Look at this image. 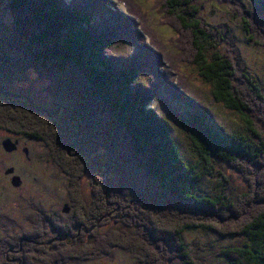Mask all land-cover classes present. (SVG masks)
<instances>
[{
	"label": "trees",
	"instance_id": "obj_1",
	"mask_svg": "<svg viewBox=\"0 0 264 264\" xmlns=\"http://www.w3.org/2000/svg\"><path fill=\"white\" fill-rule=\"evenodd\" d=\"M195 1L163 0L165 24L177 36L176 57L201 69L212 101L239 114L247 133L216 129L205 108L194 104L197 111L181 118L198 156L191 163L154 107L155 91L140 80L148 63L122 61L115 54L131 41L129 32L95 21L101 0H6L13 26L0 28V90L14 93L10 83L33 70L49 82L52 101L38 105L25 94L31 107L0 95V124L45 144L73 182L68 197L77 201L71 231L62 226L69 238L43 253L41 261H86L119 249L135 264H198V247L185 236L212 231L240 239L216 252L223 264H264V92L249 73L239 71L234 57L219 51L226 35L197 17ZM220 1L233 5L248 40L264 46L257 3L251 0L249 8L237 0ZM42 108L56 117H45L37 111ZM83 144L87 154H73ZM90 153L106 175L105 180L95 175L91 204L79 189L95 164ZM213 158L245 179L247 188L236 198L199 191L203 177L197 170L211 173L206 165ZM111 219L118 228L100 234L98 228ZM6 257L1 254L0 261Z\"/></svg>",
	"mask_w": 264,
	"mask_h": 264
},
{
	"label": "rangeland",
	"instance_id": "obj_2",
	"mask_svg": "<svg viewBox=\"0 0 264 264\" xmlns=\"http://www.w3.org/2000/svg\"><path fill=\"white\" fill-rule=\"evenodd\" d=\"M101 1L102 4L96 11L95 21L107 25L116 24L129 32L131 41L118 49L115 54L122 61L141 58L148 63L145 66V71L141 74L140 80L149 89L155 91L156 100L153 105L159 111L160 116L169 123L170 131L188 161L194 163L198 156L193 145L187 139V129L182 125L181 118H185L188 113L197 111L194 104L205 108L211 117L210 122L214 124L216 129H218L216 127L218 126L220 131H243L247 133L239 114L225 107L223 103L212 101L210 95L211 84L205 81L201 69L185 66L178 61L176 57L178 51L175 48L177 36L165 24L163 0ZM250 1L237 0L236 2H241L250 8L252 5ZM253 1L261 8L257 20L264 21V0ZM194 4L197 7V17L199 19L215 25L222 35H226V41L222 43L219 51L222 54L234 57L239 71L243 75L249 73L264 92V46L256 45L250 37V41L248 40L242 22L232 14L231 7L233 5L230 2L221 3L220 0H196ZM125 7L130 10L133 9L135 12L133 13H137L139 19L127 17ZM12 24V15L6 8V0H3L0 3V28L3 26L10 29L13 26ZM139 33L141 37H139ZM144 33H146L145 36ZM1 82L2 79H0ZM48 84L49 82L41 78L35 71L28 70L23 79L10 83L11 88L10 86L9 88L15 92H9L12 95L6 97L24 100L31 107L33 101H29V97H32L38 105H45L42 103L49 104L52 98L48 92ZM19 95L20 97H17ZM1 102L4 101L1 100ZM0 109H2V106ZM37 111L45 113L44 116L47 118L56 117L49 114L48 110L44 108ZM79 128L81 129V127ZM78 137L76 140H78ZM34 143L36 147L30 152L29 158L32 160L31 162H24L27 159L25 156L22 159L17 157L19 159L14 162L12 158L15 154L0 155V170L3 172L8 167L16 166L22 176V185L17 190V195L21 196L25 192L24 197L11 194L9 191L11 181L6 184L7 190L1 180L3 177V173H1L0 241L2 243L5 237L14 236L23 228H28L27 225L30 224V220L34 219L35 208L40 207L38 211L50 210L59 213L70 195L69 190H71L70 187L73 182L63 172V169L57 166L49 151L43 152L40 149L44 143ZM78 148V150L74 149L73 154H87L88 150L84 144ZM88 157L92 158L91 162H95V164L90 168L91 170L86 171L83 184L79 186V189L85 195V200L90 202L89 199L92 200L93 191L95 192V189L98 188L97 185H94L95 175H104V180L106 175L104 172L97 170V168L102 167L96 161L97 155L90 153ZM206 166L211 173L203 169L197 170L203 177L199 187L201 193L227 192L229 197L234 199L247 188L245 179L223 162L213 158L212 163ZM22 186L24 188L20 191ZM115 222L114 219H111L108 224L100 226L98 228L100 234L118 228ZM121 225L118 224V226ZM185 237L190 245L198 247V250L195 251L198 264H223V260L216 256V252L240 243L239 238H226L212 231L188 232ZM3 245L4 247L0 245V255L8 252L7 245ZM120 251L116 249L109 255L97 259L70 260L61 264H135L127 254ZM15 255L18 256V252L13 253L12 257ZM5 261L6 259L0 261V264Z\"/></svg>",
	"mask_w": 264,
	"mask_h": 264
},
{
	"label": "flooded vegetation",
	"instance_id": "obj_3",
	"mask_svg": "<svg viewBox=\"0 0 264 264\" xmlns=\"http://www.w3.org/2000/svg\"><path fill=\"white\" fill-rule=\"evenodd\" d=\"M9 93V92H5ZM2 95V94H0ZM18 95V94H17ZM4 96V95H2ZM6 97V96H4ZM23 139H26L25 141ZM10 140L13 145L15 146L12 151H7L4 148V142ZM34 142H39L37 140L32 139L31 137L27 135H23V133H20L16 131L15 129H12L11 125L1 123L0 124V155L2 154H15L12 158L14 162H16L17 157H20L22 159L23 156H25L27 159H25L24 162H31L32 160L30 158V152L33 151V149L36 147ZM43 152L49 151L48 147L44 144L40 148ZM51 155V151H49ZM22 162V163H24ZM3 173L2 181L5 184V188L8 190V187H6V184L8 182L11 183V189H9L11 194L16 195L17 197H24L25 192L23 195L18 196L17 190L22 185V176L19 174V171L16 166H11L6 168L3 172L0 170V175ZM92 175V173H91ZM85 176V175H84ZM82 178L81 184H83ZM19 178L21 180L20 185L16 186L13 183V180L16 178ZM99 178L103 179L104 175L98 176ZM96 177H94L95 182ZM104 184V182H102ZM23 186L20 191L23 190ZM85 200L86 197L82 192V200ZM86 201V200H85ZM88 202L91 204L93 202V199ZM87 202V201H86ZM76 206L77 201L74 202L73 198L70 199L68 197V201L65 202L63 205L61 211L59 213L57 212H51L50 210L47 211H38L40 207L35 208V215L34 219L30 220V224L27 225L28 228L22 229L17 232L14 236H7L4 238L6 240L7 245V257L5 258L6 261L3 264H52L49 262H43L40 260L43 253L52 252L54 251L59 244L60 246L63 244L64 240L66 238H69V234L66 233L62 226H67L68 230L71 231L69 227L70 219L75 215L76 213ZM40 212V213H39ZM78 223H72V224H79ZM61 228V229H60ZM63 231V233H61ZM69 231L67 233H69ZM79 234V232H78ZM44 251L42 252V250ZM25 253L21 251H25ZM19 253V257L16 258H9L11 257V253ZM17 260V261H16ZM16 261V263H15Z\"/></svg>",
	"mask_w": 264,
	"mask_h": 264
},
{
	"label": "water",
	"instance_id": "obj_4",
	"mask_svg": "<svg viewBox=\"0 0 264 264\" xmlns=\"http://www.w3.org/2000/svg\"><path fill=\"white\" fill-rule=\"evenodd\" d=\"M0 94H2L4 96H10V95H12L10 93H5L2 90H0ZM17 97H20V95L17 96ZM43 111H45V110H43ZM14 147L15 146L13 145V143L10 140H7V141L4 142V148L7 151H9V152L12 151L14 149ZM13 183H14V185L18 186V185H20L21 180L17 177L16 179L13 180Z\"/></svg>",
	"mask_w": 264,
	"mask_h": 264
}]
</instances>
